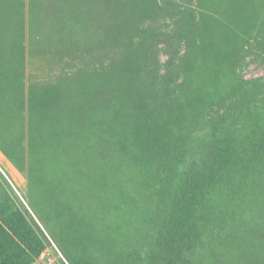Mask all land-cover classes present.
<instances>
[{
    "label": "trees",
    "instance_id": "16d2710c",
    "mask_svg": "<svg viewBox=\"0 0 264 264\" xmlns=\"http://www.w3.org/2000/svg\"><path fill=\"white\" fill-rule=\"evenodd\" d=\"M22 1L0 0V151L26 178L30 192L48 195L38 178L48 168L62 193L81 200L90 191L76 183L84 173L76 165L95 149L105 164L121 157L135 165L140 192L160 195L166 234L171 224L180 228V258L203 242L211 222L224 218L228 238L264 244V79H236L234 68L246 18L255 11L249 2L264 7V0H28L31 17L50 19L57 36L73 46L88 44L89 21L99 27L98 45L109 62L103 67H115L105 72L97 97L77 91L72 76L25 88ZM204 2L210 3L206 9ZM151 15L148 34L171 41L163 64L154 49L129 47L137 23ZM161 19L178 26L180 40L179 30L163 32ZM260 30L264 55V15ZM138 82L149 97L147 107L132 105ZM87 146L92 151L83 152ZM99 196L104 204L112 195L106 190L105 198ZM11 201L6 191L0 202V264H34L50 243L23 205L15 208ZM105 205L107 218L120 219ZM94 212L88 217L97 222ZM193 231V243H187ZM129 250L131 258L150 253L145 247ZM64 254L68 264H89Z\"/></svg>",
    "mask_w": 264,
    "mask_h": 264
},
{
    "label": "rangeland",
    "instance_id": "374dc122",
    "mask_svg": "<svg viewBox=\"0 0 264 264\" xmlns=\"http://www.w3.org/2000/svg\"><path fill=\"white\" fill-rule=\"evenodd\" d=\"M176 2L180 4V0ZM249 4L254 5L248 7L255 11L246 18V34L240 45L242 50L234 64L236 79L245 82L264 79V55L260 45V22L263 21L264 7L254 2ZM192 5L194 8L196 3L193 2ZM209 5L210 3L204 2L201 7L206 9ZM201 7L199 6L198 13ZM21 12L25 21L27 56L25 88L39 89L41 86L65 81L72 76L73 85L78 86L77 91L86 97L92 93L97 97L102 92L105 72L110 74L115 67L106 70L103 67L106 68L109 62H104L103 45H98L99 27L89 21L85 25L89 31L85 34L88 44L85 43L83 47L73 46L70 41H64L61 36H57L54 28L56 25L50 24L46 18H40L39 13L35 18L31 17L28 0L22 1ZM212 12L215 13L214 10ZM151 19L152 15L148 20L137 23L132 34L133 45L129 47L138 51H141L139 47H142L143 51L154 49L160 64H163L168 58L166 55L171 41L164 42L167 38L152 37L148 34V28L154 25ZM164 20L158 21L163 32L168 35L178 32V26L172 20ZM177 38L180 40V30ZM117 66L119 67V64ZM178 83L180 85V82ZM136 86L138 90L133 89V94L136 90L138 95L131 99L132 105L137 107V104H142L147 107V92L139 82ZM1 101L0 97V108ZM132 134H135L133 130ZM81 139H85L83 133ZM168 139L173 143L175 138L172 136ZM87 147L90 149L87 148L83 152L92 151L90 146ZM92 152L96 154L95 149ZM93 153L80 158L76 165L84 172L78 174L76 183H84L90 191L78 196L82 202L76 200L73 194L62 193L60 181L53 175V178L50 176L51 171L48 168L41 170L38 177L39 183L49 191L48 195L41 198L36 191L30 192L26 178L0 151V159L8 163L20 177L18 180L8 167L0 162V200L6 191L9 192L15 208H21V203L50 243V247L34 264H68L64 253L77 259L88 260L89 264H264V244L228 238L229 226L226 218L220 224L211 222L210 231L203 242L193 244L190 247L191 252L180 258V231L177 233L180 228L171 224V234H166L168 228L165 229L164 222L167 220V212L162 208L163 200L160 195L152 192L150 194L145 190L140 192L135 185L139 180L135 165L121 157L113 163L105 164L102 155L94 156ZM43 164L45 165L46 161L43 160ZM77 188L81 191L83 187L79 184ZM106 190L112 196L106 197ZM57 192L59 194H56ZM99 195L106 197L104 204H99ZM102 205L111 213L120 214V219L107 218ZM90 211L97 212V222L89 219ZM105 229L107 231H104ZM205 231L202 230L203 233ZM197 234L202 236L201 232ZM218 234V239H213ZM194 235V231L189 233L187 243H193ZM130 247L137 250L145 247L150 253L141 254L142 256L136 254L131 258L127 254L131 251Z\"/></svg>",
    "mask_w": 264,
    "mask_h": 264
},
{
    "label": "crops",
    "instance_id": "0c3cea01",
    "mask_svg": "<svg viewBox=\"0 0 264 264\" xmlns=\"http://www.w3.org/2000/svg\"><path fill=\"white\" fill-rule=\"evenodd\" d=\"M47 20L49 21L50 24H52V21H51L50 19H47ZM0 162H1V163H4L5 166H7L8 169L12 172V174H14V176H15L18 180H20V177H19L18 173H17L14 169H12V167H11L10 165H8V163H6L5 161H3L2 159H0ZM4 198H5V196L3 195V197L1 198L0 201L4 200Z\"/></svg>",
    "mask_w": 264,
    "mask_h": 264
}]
</instances>
